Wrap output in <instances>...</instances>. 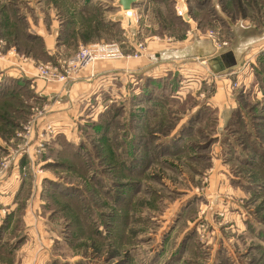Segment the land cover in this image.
I'll return each mask as SVG.
<instances>
[{
  "label": "rangeland",
  "instance_id": "1",
  "mask_svg": "<svg viewBox=\"0 0 264 264\" xmlns=\"http://www.w3.org/2000/svg\"><path fill=\"white\" fill-rule=\"evenodd\" d=\"M117 2L0 0V65L29 80L0 97V181L23 183L0 264H264V0H135L129 13ZM115 14L122 30L102 24ZM246 28L261 40L246 45ZM191 43L232 50L237 65L162 62ZM114 47L121 58L86 64ZM149 48L164 69L139 73L137 95L129 78L116 102L113 81L101 106L98 89L73 97L85 72ZM217 82L222 111L209 104Z\"/></svg>",
  "mask_w": 264,
  "mask_h": 264
},
{
  "label": "crops",
  "instance_id": "2",
  "mask_svg": "<svg viewBox=\"0 0 264 264\" xmlns=\"http://www.w3.org/2000/svg\"><path fill=\"white\" fill-rule=\"evenodd\" d=\"M98 3H99L98 5L99 6L101 5L104 9L107 8L108 4H106L105 1H99ZM116 8H119L118 4H117ZM125 13H129V11L125 12ZM118 17H122V16H117V14H115L114 18H112L111 20L104 18L102 20V24L106 25L108 27L113 26L115 28H120L122 30L123 29L122 28V21L118 20L117 19ZM127 20H129V18ZM131 25H132V23L130 21V23L128 24V27H132ZM243 35H244L243 37L246 39V45H249V46H251L254 41H257L260 38V36L251 28H246L243 32ZM39 36L42 38V40L45 41L48 53H51L53 51L54 47L52 45L48 46V42H47L48 37L42 36V35H39ZM51 38H52V40L56 39V34H52ZM259 40H261V39H259ZM169 49L171 51L168 53L169 55H167V56L172 57V58H166L164 56L163 57L164 59L162 60V62L165 63V61H167L168 62L167 64H171V65H173V63H177V59H178V61H182V62L186 63L185 67H187V66L191 67L192 66L191 61H192V58H194V57L206 60L210 70L216 71L217 73L218 72H225L227 70H231L234 68V66L237 65V61H236V58L234 55V51H232V50L231 51H222L221 50L222 53H219V52H214L212 49V51L207 52L201 43H199V44L198 43H196V44L191 43V44H187L185 46H182L180 48L181 53L179 52L180 54L178 56H176L177 52L176 53L173 52L176 48L175 49L169 48ZM160 50H161V48H159L158 50H155V51H154V49L149 48L147 53L144 55V57H142L140 59V61L132 62L129 64H127V63L126 64L121 63V64H116V65L108 64V63L99 64V68H96V70H94V74H92L91 76H89L87 72H85L83 74L82 84L80 85L82 88V91L79 92L80 90H78L76 92V94L72 93L73 97L78 98L81 96L80 94H83L84 97H88V96H92V95L96 96V90L98 89V92H99L98 99L100 102H102V103H100V106H101L107 100L106 99L107 89L109 88L108 86L111 85L110 82L113 81L112 85H117L118 83H120V87L118 88V90L120 91L121 96L115 98V102H116L119 99L124 98V96L122 94L124 87L122 84L124 81L127 82L129 80V78L131 79V80H129V83L131 86L130 87L131 88L130 98L133 97V95H137V94H135L137 92L133 93V84H132L133 82L132 81L135 78H138L139 73L145 74V75L146 74L151 75L154 73V70L156 71L161 67V65H160L161 61H157V59H156V55L159 53ZM163 50L168 51L167 48H164ZM262 51H264V46L262 48ZM247 52H248V46L246 48V54H247ZM173 58H176V59H173ZM164 63H162V64H164ZM161 69H164V68L161 67ZM21 73H23V75H21ZM12 76L14 77L13 80H11ZM22 76H25L24 72L18 71V74H16L15 70L12 71L11 68L2 67L0 65V88L10 87L12 85L20 84L21 83L20 81H22V84H23V80H26V79H22ZM5 78H11V79H9L10 81L9 80L6 81V80H4ZM26 81L29 82V80H26ZM220 83H218V82L216 83V86H215L216 97H213L214 99H210L209 104L217 107L218 110L222 111L224 109V105H226L225 103H227V101H226L227 96L224 95L225 94L224 92L226 90L225 83L224 82H220ZM221 87H222V90H221ZM69 89L76 91V89H78V83H76L75 85L70 84ZM51 90L54 91V89H51ZM54 93H56V92L54 91ZM102 96H104V98H101ZM37 97L39 99L44 100V101H48L50 99V94H48V93L46 94V91H45V93L38 92ZM103 100H105V101H103ZM59 101L60 102L58 104H60V105L63 104V103H61V101H62L61 98L59 99ZM110 102H111V100L108 101V103H110ZM231 102H229V103L231 104ZM96 104H98V102ZM65 111H66V109H63V108H59L58 110H56V112L51 114L52 120L60 119L56 122H61L62 119L64 118V115H67ZM46 119L44 121H42L41 124L45 123V121H47ZM51 122H53V121H51ZM41 124H40L39 128H40V131L42 132V130L44 128L41 126ZM18 164L19 163L17 162V165ZM22 164H20V166ZM50 181H53V180H50ZM22 187H23V183L14 185V183L11 180L10 181H8V180L0 181V193L3 195V197L0 196L1 201L4 199L6 201L5 204L8 205V208H6L7 214L5 215V213H0V229H4V230H6V232L8 231V227H6L5 225H9L7 222V219L9 220L11 214H13V216L15 215L14 214L15 210H16V208H18L17 198L19 197V195L22 191ZM39 192H40V190H39ZM5 194H7V195H5ZM23 220H24V218H23Z\"/></svg>",
  "mask_w": 264,
  "mask_h": 264
},
{
  "label": "built area",
  "instance_id": "3",
  "mask_svg": "<svg viewBox=\"0 0 264 264\" xmlns=\"http://www.w3.org/2000/svg\"><path fill=\"white\" fill-rule=\"evenodd\" d=\"M178 15L183 18V15L181 12H179ZM117 52H118V49L114 47V48H109V49L105 50L103 53L98 54L96 56H93V55L85 52L83 54V57H84V60H88V62L86 64H90L96 60H109V59H113V58H117V59L121 58L122 56L120 54L117 55Z\"/></svg>",
  "mask_w": 264,
  "mask_h": 264
},
{
  "label": "water",
  "instance_id": "4",
  "mask_svg": "<svg viewBox=\"0 0 264 264\" xmlns=\"http://www.w3.org/2000/svg\"><path fill=\"white\" fill-rule=\"evenodd\" d=\"M135 0H118V7L121 8V10H123L124 12L130 11L132 9V7L135 6ZM184 20L187 19L186 14L183 16ZM118 20H122V17H118ZM214 73H216V71H213Z\"/></svg>",
  "mask_w": 264,
  "mask_h": 264
},
{
  "label": "trees",
  "instance_id": "5",
  "mask_svg": "<svg viewBox=\"0 0 264 264\" xmlns=\"http://www.w3.org/2000/svg\"><path fill=\"white\" fill-rule=\"evenodd\" d=\"M25 83H27V81H24L23 80V85H25ZM12 86H15V85H12ZM11 87V86H10ZM10 87H5V88H0V97L1 98H9V99H11L12 98V93H13V91L15 90L14 88H12V89H8V88H10ZM6 89H8V90H6Z\"/></svg>",
  "mask_w": 264,
  "mask_h": 264
}]
</instances>
